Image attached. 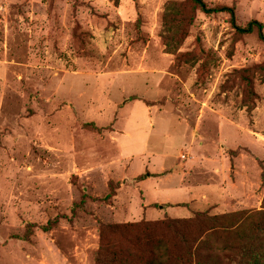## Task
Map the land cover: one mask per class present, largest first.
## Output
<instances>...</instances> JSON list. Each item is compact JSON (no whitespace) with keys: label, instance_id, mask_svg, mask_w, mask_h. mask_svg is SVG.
<instances>
[{"label":"rangeland","instance_id":"rangeland-1","mask_svg":"<svg viewBox=\"0 0 264 264\" xmlns=\"http://www.w3.org/2000/svg\"><path fill=\"white\" fill-rule=\"evenodd\" d=\"M201 2L233 24L189 0H0V264H92L100 225L264 218V0Z\"/></svg>","mask_w":264,"mask_h":264},{"label":"trees","instance_id":"trees-1","mask_svg":"<svg viewBox=\"0 0 264 264\" xmlns=\"http://www.w3.org/2000/svg\"><path fill=\"white\" fill-rule=\"evenodd\" d=\"M189 1L204 14L225 12L233 24L232 9L223 6L206 8L201 0ZM148 176L152 175L144 173L135 179L142 180ZM152 207L158 208L154 204ZM255 214L264 216V212ZM234 218V214L209 216L206 212H191L188 218L183 219L100 225L99 247L92 264H198L201 258L210 259L209 254H202L203 241L200 238L217 229H231L233 239L235 237L229 254L222 257L224 264H264V218H259L252 233L238 229L239 221L248 218L228 224L227 221ZM48 227L49 224L43 228L44 231Z\"/></svg>","mask_w":264,"mask_h":264},{"label":"crops","instance_id":"crops-1","mask_svg":"<svg viewBox=\"0 0 264 264\" xmlns=\"http://www.w3.org/2000/svg\"><path fill=\"white\" fill-rule=\"evenodd\" d=\"M117 147H118V151H119V154H121V155H126V154H124L122 151H121V148H120V144H119V142H117ZM139 173V172H138ZM150 174H153L152 172H149ZM149 174V175H150ZM132 175H134V174H132ZM151 177V176H150ZM150 177H148V178H150ZM148 178H146V179H148ZM145 179V180H146ZM180 179H183V176H182V178H180ZM179 179V180H180ZM145 180H143V181H145ZM179 180H177V182L175 183V187H173V188H171L168 192H167V194H175V193H178L179 191H181V190H183V191H186L187 192V194H189L190 195V193H194V196L192 197V199L189 201V202H191V201H194V200H197L198 199V197L200 198V200L202 199V200H205V198H206V195H204V194H199L200 193V190H198V188H197V186H195V185H187V186H183V182H182V180L181 181H179ZM143 181H141V182H143ZM141 182H140V184H141ZM139 184V185H140ZM184 187H186V188H184ZM139 188H140V186H139ZM153 190L155 189L156 190V188L154 187V188H152ZM157 190H160V188H158L157 187ZM202 191H204V190H202ZM201 191V192H202ZM153 195H155V192H153ZM147 196H149V195H146L144 192H143V194H142V197H143V200L141 201L142 202V207H146L147 205H149V204H151V203H155L156 202V198L154 197V198H152V199H149V200H147V201H145V199L147 198ZM156 196V195H155ZM161 202V204H167V205H170L171 207H173L172 205H174V204H177V203H184L183 201H180V200H177V199H170L169 197H167V198H165V199H163L162 201H160ZM188 202V203H189ZM158 205V207H159V205L160 204H157ZM140 208V207H139ZM161 209H162V206H161ZM161 209H159V210H161ZM142 210V209H141ZM190 214V213H189Z\"/></svg>","mask_w":264,"mask_h":264}]
</instances>
